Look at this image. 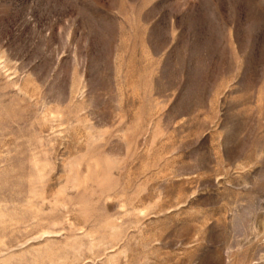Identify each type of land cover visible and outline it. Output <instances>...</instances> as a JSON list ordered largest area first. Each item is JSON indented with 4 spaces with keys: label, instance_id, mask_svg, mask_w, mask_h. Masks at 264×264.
<instances>
[{
    "label": "rangeland",
    "instance_id": "374dc122",
    "mask_svg": "<svg viewBox=\"0 0 264 264\" xmlns=\"http://www.w3.org/2000/svg\"><path fill=\"white\" fill-rule=\"evenodd\" d=\"M0 264H264V0H0Z\"/></svg>",
    "mask_w": 264,
    "mask_h": 264
}]
</instances>
